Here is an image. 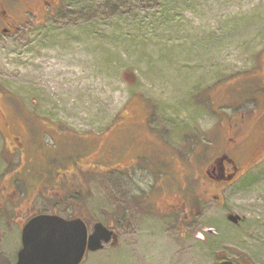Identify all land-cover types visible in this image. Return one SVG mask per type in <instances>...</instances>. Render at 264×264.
Returning a JSON list of instances; mask_svg holds the SVG:
<instances>
[{"label": "rangeland", "instance_id": "obj_1", "mask_svg": "<svg viewBox=\"0 0 264 264\" xmlns=\"http://www.w3.org/2000/svg\"><path fill=\"white\" fill-rule=\"evenodd\" d=\"M0 89V262L15 264L29 213H51L57 203L62 212L66 202L59 203L57 189L27 201L32 155L9 148L11 136L47 146L54 136L42 135L41 120L62 128L56 136L62 146L45 168L52 177L65 147L93 140L98 160L110 134L120 152L126 129L115 131V124L123 120L121 127L130 128L151 112L149 126L161 142L146 145L151 158H164L162 148L170 145L183 155L197 149L199 165L219 146L223 117L264 108V0H62L39 27L27 23L20 32L0 34ZM251 129L237 153L241 162L264 151V128ZM260 159L222 191L211 187L202 203L195 201L200 179L193 178L192 217L184 231L177 217L145 214L138 172L130 179L98 175L83 193L84 220L90 232L104 223L118 242L88 252L82 264H216L222 254L264 261ZM12 184L15 195L5 192ZM230 214L241 221L234 224Z\"/></svg>", "mask_w": 264, "mask_h": 264}, {"label": "flooded vegetation", "instance_id": "obj_2", "mask_svg": "<svg viewBox=\"0 0 264 264\" xmlns=\"http://www.w3.org/2000/svg\"><path fill=\"white\" fill-rule=\"evenodd\" d=\"M61 5L62 0H0V34L11 35L20 32L27 23H32L35 28L39 27L45 18L54 15ZM2 112V106L0 105V115H2ZM249 113H236L231 118L226 119L223 117L220 120L226 129L222 131L221 141L218 142L219 146L213 153H208L207 158L201 160L199 165H196L193 161V155L197 149L192 153L189 152L183 155L182 153H177L173 146L170 145L162 148L165 152L164 158L160 155H157L158 159H155V156L151 158V154L146 152V145L149 143L154 145L155 141H158L157 144L161 145L158 134L149 126V121L153 118L151 112L145 113L144 122L131 123L132 126L130 128L121 127V125L127 124L126 121H118L114 126V130L122 131L126 129L127 140L123 143L121 151L118 152L116 144L114 145L110 142L112 139L109 138V134L106 137V141L109 142L107 153L98 160L93 159V152L96 150V145L92 143L93 140H88L86 143L74 140L73 147H65L66 150L62 155V164L52 177L49 176L45 168L51 160L56 158L54 154L62 146V143L56 139V136H60V132H63L62 128H57L48 120H41L42 125L46 129V131L42 132V135L49 134L54 136V138L52 137L54 142L51 145L46 144L47 146H45L33 142L29 146L14 135L11 136L8 145L9 148L14 147L19 150L22 156L27 154V150L31 152L32 156L26 166H28L27 171H30L34 178V183L33 181L29 182L32 198L27 201H33L43 190H59V203L66 202V207L62 212H57L56 209L59 205L57 203V206L54 205V211H51L52 214H58L65 219L81 218L84 220L83 193L91 190L98 175L120 174L123 177L128 176L130 179L138 172L139 182L144 187L139 192L143 199V203H140V206L144 208L145 214H159V216L171 218L177 217L178 225L184 231L187 229L186 225L192 217L193 200L190 198V192L193 178L200 179L201 187L199 190L201 196H198L195 201L196 203H202L204 199L211 196L207 192L211 187L217 188L219 192L222 191L244 174L245 167L252 163L254 164L257 160H261V156L262 158L264 157L263 151L259 152L256 157L248 159L247 162H241L240 157L237 155V153H241L246 135H248L247 129L252 128L251 130L254 131L255 129L264 128V108L260 110L255 108ZM227 122L228 126H226ZM135 125L143 128V134H139L135 130ZM66 134L68 133L66 132ZM69 135L73 138L76 137L75 134ZM211 143L213 144V142ZM24 147H26V152H23ZM35 156L40 157L41 163L43 160L41 165H38L39 163L35 164V160H38ZM178 158H181L182 162L185 161L183 165L176 164ZM67 159L69 160L68 162ZM173 164L176 171L170 169ZM42 167L44 168L41 169ZM132 172L136 174L131 176ZM148 177H152L153 181L149 182L147 180ZM10 186L11 188L4 186L7 189L5 192L15 195L17 193L15 186L13 184ZM64 193L68 194V196L64 195ZM214 195L212 197L214 199L220 197L218 194ZM39 213L48 212L33 210L29 213L27 220ZM223 261H232L235 264H264V261H250L242 255L237 258H230L223 254L221 256L217 255L216 264Z\"/></svg>", "mask_w": 264, "mask_h": 264}, {"label": "water", "instance_id": "obj_3", "mask_svg": "<svg viewBox=\"0 0 264 264\" xmlns=\"http://www.w3.org/2000/svg\"><path fill=\"white\" fill-rule=\"evenodd\" d=\"M228 219L238 224L241 217L230 214ZM21 241L15 264H82L88 252L101 250L108 243L115 245L118 236L101 222L90 232L81 218L65 219L58 214L40 213L25 223Z\"/></svg>", "mask_w": 264, "mask_h": 264}, {"label": "trees", "instance_id": "obj_4", "mask_svg": "<svg viewBox=\"0 0 264 264\" xmlns=\"http://www.w3.org/2000/svg\"><path fill=\"white\" fill-rule=\"evenodd\" d=\"M1 94H3V90L2 89H0V95ZM254 164L252 163V164H250L249 166H247V167H252ZM0 264H1V262H0Z\"/></svg>", "mask_w": 264, "mask_h": 264}]
</instances>
